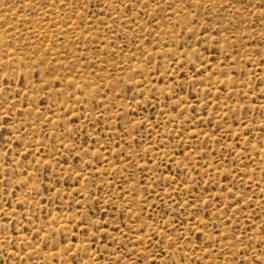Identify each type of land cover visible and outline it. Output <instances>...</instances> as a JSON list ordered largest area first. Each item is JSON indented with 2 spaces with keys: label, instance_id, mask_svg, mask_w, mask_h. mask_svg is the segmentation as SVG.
<instances>
[{
  "label": "rangeland",
  "instance_id": "rangeland-1",
  "mask_svg": "<svg viewBox=\"0 0 264 264\" xmlns=\"http://www.w3.org/2000/svg\"><path fill=\"white\" fill-rule=\"evenodd\" d=\"M0 264H264V0H0Z\"/></svg>",
  "mask_w": 264,
  "mask_h": 264
}]
</instances>
